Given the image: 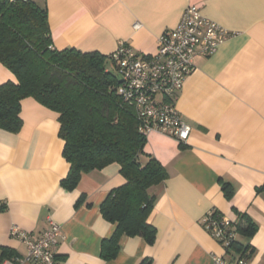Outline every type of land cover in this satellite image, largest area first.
I'll list each match as a JSON object with an SVG mask.
<instances>
[{
	"label": "crops",
	"instance_id": "1",
	"mask_svg": "<svg viewBox=\"0 0 264 264\" xmlns=\"http://www.w3.org/2000/svg\"><path fill=\"white\" fill-rule=\"evenodd\" d=\"M33 1L46 8L58 50L107 55L123 41L139 56L154 55L157 37L174 28L189 5L231 35L213 54L193 57L177 95L176 109L190 127L187 141L157 131L145 135L141 161L154 158L166 173L149 188L154 242L122 234L109 260L101 256V243L115 224L101 215L100 204L125 182L119 164L82 173L73 189H65L60 181L69 163L57 113L31 97L21 100L20 129L0 128V263L26 253L9 234L11 225L35 237L49 220L61 228L56 264H211L212 253L233 260L240 252L233 249L230 258L202 226L203 215L216 209L235 223L246 216L256 225L252 236L238 233L236 240L253 248L246 264H264V0ZM7 80L15 77L0 63V84Z\"/></svg>",
	"mask_w": 264,
	"mask_h": 264
},
{
	"label": "trees",
	"instance_id": "2",
	"mask_svg": "<svg viewBox=\"0 0 264 264\" xmlns=\"http://www.w3.org/2000/svg\"><path fill=\"white\" fill-rule=\"evenodd\" d=\"M110 55L55 49L45 7L33 0H0V63L15 77L0 84V128L16 133L22 125L21 100L31 97L57 113L62 156L69 163L60 181L65 189H73L82 173L113 162L120 166L125 182L110 190L100 204L101 215L115 224L101 243L106 260L116 255L122 234L154 242L155 228L148 222L154 195L149 188L166 176L156 159H140L145 136L137 131L133 111L117 94L118 77L109 69L111 65L116 71ZM222 188L229 197V186ZM241 220L234 223V231L252 236L256 225L246 216ZM233 249L245 259L253 253L238 240L226 250L230 258L235 257Z\"/></svg>",
	"mask_w": 264,
	"mask_h": 264
},
{
	"label": "built area",
	"instance_id": "3",
	"mask_svg": "<svg viewBox=\"0 0 264 264\" xmlns=\"http://www.w3.org/2000/svg\"><path fill=\"white\" fill-rule=\"evenodd\" d=\"M15 1V0H8ZM139 27L138 23L134 28ZM231 32L205 17L195 5L187 6L172 29L157 37V50L151 56H139L125 42L120 41L110 57L118 77L117 94L134 113L137 131L142 135L157 131L173 136L180 143L189 137L190 127L182 121L175 100L185 78L193 69V57L213 54ZM202 226L226 252L237 239L235 220L216 209L202 217ZM9 234L18 239L26 253L22 257L5 258L0 264H56L53 247L61 234L60 225L49 220L47 228L33 236L17 225ZM227 253V252H226ZM211 264H246L242 257L227 260L212 253Z\"/></svg>",
	"mask_w": 264,
	"mask_h": 264
},
{
	"label": "rangeland",
	"instance_id": "4",
	"mask_svg": "<svg viewBox=\"0 0 264 264\" xmlns=\"http://www.w3.org/2000/svg\"><path fill=\"white\" fill-rule=\"evenodd\" d=\"M109 69L112 71L113 74L117 75V74H116V71L112 68L111 65H109Z\"/></svg>",
	"mask_w": 264,
	"mask_h": 264
}]
</instances>
